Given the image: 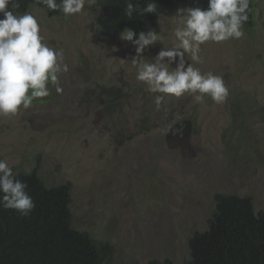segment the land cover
<instances>
[{"label": "rangeland", "instance_id": "374dc122", "mask_svg": "<svg viewBox=\"0 0 264 264\" xmlns=\"http://www.w3.org/2000/svg\"><path fill=\"white\" fill-rule=\"evenodd\" d=\"M185 6L192 5L161 13L163 45L142 60L154 62L161 47L173 45L175 12ZM27 12L45 42L63 51L69 71L59 75L62 93L49 83L48 97L0 116V157L19 169L37 167L49 186L71 181L73 225L110 241L115 263L185 261L188 238L207 228L218 191L250 196L264 210V0L256 1L251 33L243 28L240 39L208 42L202 62L190 61L223 78L227 101L195 103L186 94L166 97L159 110L157 94L135 78L131 42L101 35L97 2L68 18L35 6ZM181 119L182 136L165 133Z\"/></svg>", "mask_w": 264, "mask_h": 264}, {"label": "clouds", "instance_id": "9594fccd", "mask_svg": "<svg viewBox=\"0 0 264 264\" xmlns=\"http://www.w3.org/2000/svg\"><path fill=\"white\" fill-rule=\"evenodd\" d=\"M51 12H61L65 18L82 14L96 0H37ZM250 0H207V7H178L180 17L174 29L175 42L171 47H161L154 55V62L141 58L150 52L163 37L154 30L131 29L120 33L122 41L131 42V56L136 68V80L146 85V91L155 93L154 103L159 110L166 97L180 98L191 95L195 103L204 102L205 96L216 104H223L229 97V89L223 78L212 72L202 73L191 62L201 63V46L222 43L244 36L243 26L249 19ZM19 0H0V116L19 115L33 105L35 99L48 97L49 83L56 85L58 94L59 75L69 71L64 53L50 47L41 33L38 19L31 12L16 14ZM135 6L127 3L125 13L131 18ZM142 14L158 13L155 0L141 9ZM163 45V44H162ZM191 61V62H190ZM169 65L174 70H169ZM183 135L182 128L169 127L165 133ZM13 165L0 159V206L12 209L21 216H28L36 205L28 193L26 182L17 178Z\"/></svg>", "mask_w": 264, "mask_h": 264}, {"label": "trees", "instance_id": "16d2710c", "mask_svg": "<svg viewBox=\"0 0 264 264\" xmlns=\"http://www.w3.org/2000/svg\"><path fill=\"white\" fill-rule=\"evenodd\" d=\"M256 1L250 0L249 19L243 26L249 33L255 25ZM96 2L99 5L97 24L104 36H116L128 29L137 34L148 30L159 33V18L164 10L180 3L207 7V0H155L158 13L142 14L141 9L150 0ZM129 2L135 6L131 18L125 13ZM19 4L16 14L35 6L49 16H64L61 12L49 11L37 0H19ZM112 89L115 88L108 90ZM111 102L114 101L106 100L105 106L115 107ZM172 123L169 127L183 128L187 121ZM13 171L26 182V190L36 207L25 217L0 206V264H138L115 263V248L110 241L97 239L89 231L73 225L71 181L49 186L38 175L37 167H13ZM214 203L207 228L193 232L188 238L189 257L185 261L153 258L147 264H264V210L256 211L250 196L235 193L218 191Z\"/></svg>", "mask_w": 264, "mask_h": 264}]
</instances>
